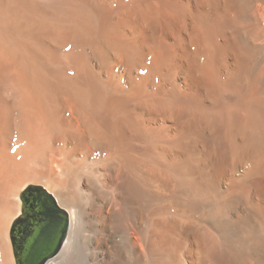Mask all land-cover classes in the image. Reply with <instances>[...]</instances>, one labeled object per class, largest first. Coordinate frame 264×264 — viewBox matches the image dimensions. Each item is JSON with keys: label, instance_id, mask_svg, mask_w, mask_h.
<instances>
[{"label": "bare ground", "instance_id": "obj_1", "mask_svg": "<svg viewBox=\"0 0 264 264\" xmlns=\"http://www.w3.org/2000/svg\"><path fill=\"white\" fill-rule=\"evenodd\" d=\"M38 189L40 264H264V0H0V264Z\"/></svg>", "mask_w": 264, "mask_h": 264}, {"label": "water", "instance_id": "obj_2", "mask_svg": "<svg viewBox=\"0 0 264 264\" xmlns=\"http://www.w3.org/2000/svg\"><path fill=\"white\" fill-rule=\"evenodd\" d=\"M38 190L41 197L45 198L42 199L38 196L39 206H36V199L30 195H22L24 197L20 220H22L24 229L22 230L21 227L18 234L17 229L11 233L16 264H40L41 260L56 250V246L65 234L67 220L65 216L63 219H59L56 214V212L60 214L62 211L53 204L43 190ZM40 207L43 208L42 211L39 210ZM42 219L46 220L45 224H38Z\"/></svg>", "mask_w": 264, "mask_h": 264}, {"label": "rangeland", "instance_id": "obj_3", "mask_svg": "<svg viewBox=\"0 0 264 264\" xmlns=\"http://www.w3.org/2000/svg\"><path fill=\"white\" fill-rule=\"evenodd\" d=\"M41 189H43V187H41Z\"/></svg>", "mask_w": 264, "mask_h": 264}]
</instances>
